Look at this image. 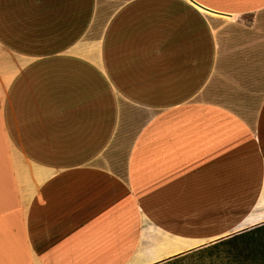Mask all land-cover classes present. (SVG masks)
<instances>
[{
  "label": "crops",
  "instance_id": "obj_1",
  "mask_svg": "<svg viewBox=\"0 0 264 264\" xmlns=\"http://www.w3.org/2000/svg\"><path fill=\"white\" fill-rule=\"evenodd\" d=\"M264 222V0H0V264H154Z\"/></svg>",
  "mask_w": 264,
  "mask_h": 264
},
{
  "label": "trees",
  "instance_id": "obj_2",
  "mask_svg": "<svg viewBox=\"0 0 264 264\" xmlns=\"http://www.w3.org/2000/svg\"><path fill=\"white\" fill-rule=\"evenodd\" d=\"M154 264H264V222Z\"/></svg>",
  "mask_w": 264,
  "mask_h": 264
},
{
  "label": "rangeland",
  "instance_id": "obj_3",
  "mask_svg": "<svg viewBox=\"0 0 264 264\" xmlns=\"http://www.w3.org/2000/svg\"><path fill=\"white\" fill-rule=\"evenodd\" d=\"M234 232H237V231H234ZM234 232H232V233H234Z\"/></svg>",
  "mask_w": 264,
  "mask_h": 264
}]
</instances>
